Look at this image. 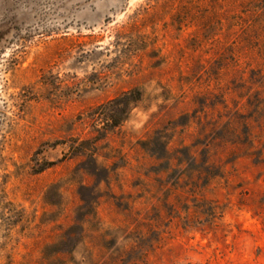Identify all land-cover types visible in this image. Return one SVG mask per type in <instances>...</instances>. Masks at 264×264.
Returning a JSON list of instances; mask_svg holds the SVG:
<instances>
[{
  "label": "rangeland",
  "instance_id": "rangeland-1",
  "mask_svg": "<svg viewBox=\"0 0 264 264\" xmlns=\"http://www.w3.org/2000/svg\"><path fill=\"white\" fill-rule=\"evenodd\" d=\"M244 1L0 0V264H264V5Z\"/></svg>",
  "mask_w": 264,
  "mask_h": 264
},
{
  "label": "trees",
  "instance_id": "trees-1",
  "mask_svg": "<svg viewBox=\"0 0 264 264\" xmlns=\"http://www.w3.org/2000/svg\"><path fill=\"white\" fill-rule=\"evenodd\" d=\"M243 5H264V0H245ZM261 12H264V6L261 8ZM261 57H264V52L261 53ZM142 92L138 89L124 93L118 99L98 107L94 111L95 120H100L110 128L118 127L124 120L128 118L131 111L137 107L142 101ZM124 105L122 111H119V107Z\"/></svg>",
  "mask_w": 264,
  "mask_h": 264
}]
</instances>
